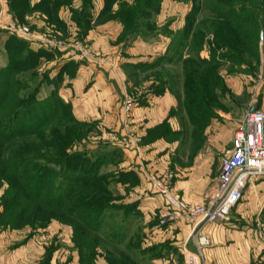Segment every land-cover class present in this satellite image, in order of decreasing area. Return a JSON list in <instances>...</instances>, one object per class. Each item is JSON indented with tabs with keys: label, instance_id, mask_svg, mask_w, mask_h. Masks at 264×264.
<instances>
[{
	"label": "rangeland",
	"instance_id": "1",
	"mask_svg": "<svg viewBox=\"0 0 264 264\" xmlns=\"http://www.w3.org/2000/svg\"><path fill=\"white\" fill-rule=\"evenodd\" d=\"M184 1L189 3L190 10L183 26L176 30H170L163 23L153 24L162 8L161 0H105L104 5L98 0H5L0 3V101L7 98V102L21 105L27 117L34 116L32 121L42 113L51 114L50 107L56 101L61 117H75L79 122L69 124L74 128L75 141L66 152L85 155L59 165L50 164L55 172L47 176L45 187L49 192L61 183L64 188L76 183L94 185L93 189L81 191V201L85 200L92 209L103 205L107 208L106 223L103 221L100 231L89 232V235L83 234V230L76 232L74 220L59 218V212L40 211L36 216L17 222L14 210L6 211L3 204L12 188L10 180L3 179L0 182V260L4 264H111L108 257L128 254L124 248L130 245L129 260L115 259L112 264H136V261L150 264L151 258L163 254L168 244L149 241L141 244L143 236L136 233L140 229L134 224L140 216L138 190L143 182L163 196L170 211L154 179L165 182L183 200L201 203L185 199L175 184L191 179L196 181L197 188L201 183L205 197L246 113L255 103H264V12L255 10L261 26L258 55L250 57L248 50L243 49L241 57L233 47L234 30L219 32L226 33L225 36L216 34L217 27L220 29L219 12L232 23L236 18L242 21L248 12L241 11L239 6L241 3L253 5L254 0H229V5L218 4L217 0ZM237 9L238 13L234 12ZM245 21L242 33H248L254 25ZM108 22L123 26L121 32L112 37L111 45L116 49L114 54L119 57L128 81V95L122 102L121 113L126 134L123 137L112 135V138L110 129L100 122L77 118L68 97L61 93L68 87L63 70H68L71 76L74 65L70 61L62 62L61 69L54 68L62 59L57 49L68 50L74 46L78 48H72L76 52L83 49L99 58L94 43L105 35L97 29ZM24 28L27 31L22 35ZM138 39L160 41L161 47L148 54L144 50H132L133 42ZM246 46L250 48L251 44ZM27 51L33 52L31 57H36L25 60L30 54ZM140 58L150 59L151 64L143 69L129 64ZM151 94L160 97L168 94L170 110L158 119L153 118L144 131L132 132L131 113L135 106L148 104ZM127 101L132 102L128 111ZM7 109L2 106L0 114ZM25 138L30 142L37 139L33 133ZM153 142L159 144L152 157ZM26 155L28 150L20 154ZM132 156L134 159L130 160ZM36 171L31 170V173ZM81 173H96V176L94 180L82 179L78 176ZM20 188L24 192V186ZM196 188L193 190L197 191ZM18 201L23 202L21 198ZM36 204L33 202L32 209L38 206ZM202 234L210 240L207 234ZM111 236L122 241L107 244L105 238ZM190 239L195 249H184L183 264L188 251H197L194 239L191 236ZM93 244L98 246L94 248ZM207 246L202 248V264ZM263 252L264 248L262 258ZM91 253L92 262L82 259L83 254Z\"/></svg>",
	"mask_w": 264,
	"mask_h": 264
},
{
	"label": "crops",
	"instance_id": "2",
	"mask_svg": "<svg viewBox=\"0 0 264 264\" xmlns=\"http://www.w3.org/2000/svg\"><path fill=\"white\" fill-rule=\"evenodd\" d=\"M2 1L5 0H0V3ZM98 3L104 5L105 0H98ZM188 5L189 3L184 0H161L162 8L156 19H153V24L163 23L170 30L182 27L190 10ZM122 28L123 26L118 22H108L98 27L97 30L102 31L105 35V38L98 39L94 43L93 48L96 55L100 54L99 58L93 57L83 49L76 52L72 49L74 47L72 45L73 47L68 50L57 49L62 59L59 63L55 61L54 65L55 69H61L62 62L70 61L74 65V73L71 76L68 74V70H63L62 76L68 87L64 85L61 93L68 97L77 118L100 122L110 129L109 136L111 138L112 135L123 137L125 133L122 128L121 113L123 112L122 102L128 95V81L118 62L119 57L114 54L116 49L111 45L112 37L118 35ZM160 43V41L138 39L133 42L131 49L144 50L146 54L153 53V51L159 50ZM80 52L82 53L80 54ZM129 64L143 69L150 65L151 61L140 58L129 61ZM148 101L145 106L134 107L131 113V129L134 126L132 132L135 130L144 131L145 126L150 124L149 122H152L153 118L158 119L160 115L170 110L171 101L168 94H165L164 97L151 94ZM260 108L264 111L263 102L258 103V109ZM153 143V147H149L152 157L156 153L155 146L159 144L158 142ZM133 159V156L130 157V160ZM154 163L156 162L154 161ZM219 172L208 192L206 191L205 197L202 196L201 183L198 184L197 189L196 181L191 179L177 181L175 188L182 190L183 197L188 201L207 204L214 193ZM142 180H144L143 177ZM193 188H196L197 191ZM138 193H140L138 195L140 202L137 212L140 216L134 220V224L140 227L139 232L136 233H141L143 236L140 240L141 244L145 245L146 241L168 244L165 250H162L163 254L151 258L150 264H183L184 249L186 247L195 249V244L190 239L192 224L185 218L172 213L165 204L163 196L150 190L148 183L143 182ZM263 231L264 177H261L248 184L241 202L233 208L225 220L207 224L202 228V233L207 234L210 238V244L204 249V264H262ZM0 264H4L3 261L0 260Z\"/></svg>",
	"mask_w": 264,
	"mask_h": 264
},
{
	"label": "trees",
	"instance_id": "3",
	"mask_svg": "<svg viewBox=\"0 0 264 264\" xmlns=\"http://www.w3.org/2000/svg\"><path fill=\"white\" fill-rule=\"evenodd\" d=\"M253 5H248L247 3H241L239 8L241 11H247V18H245L244 23L238 18L234 19L232 23L229 17L224 15L221 11L219 14L221 18L219 19L220 29H216V34L218 36H225L226 33L219 34V32H226L228 30H234L233 40L234 48L238 49L239 56L243 57L244 50H248L250 57L257 56L259 53V34L261 26L257 23L259 21L258 15L255 10L264 12V0H254ZM218 4L229 5L231 4L229 0H217ZM216 7V6H215ZM212 7V10H216ZM220 11V10H219ZM238 9L234 12L238 13ZM250 12V13H249ZM256 15H254V14ZM252 14V15H251ZM253 22L251 29L248 33H242L241 27L246 23ZM20 43H25L22 40H18ZM251 44L248 48L246 45ZM222 46V45H221ZM225 46V45H224ZM244 49V50H243ZM24 59L31 57L33 52ZM247 53V54H248ZM35 54V53H34ZM36 57H31L34 59ZM7 98L0 101V108H8L4 113L0 114V182L3 179L10 180L12 188L8 190V195L4 197L3 204L6 207V211H13L15 214V219L20 222L22 218H27L29 216H36L37 212L43 211L46 214L50 212H59V218L65 219L71 218L74 220L76 232L83 230V234L89 235L90 233H97L101 229L103 221H105V211L106 207H100V209H92L89 205L84 203L85 200L81 201L82 193L81 191L87 189L95 188L94 185L87 184H74L68 185L64 188L63 183L59 186H55L53 189L48 190L47 186L49 174L54 173V169L49 167L50 164L59 165L62 162L68 160H74L75 158H80L85 155L80 154H68L66 150L72 148V142L75 141V136L72 130L74 129L71 122L78 123L75 117H61L57 112L59 105L57 101L54 102L53 106L50 107L51 114L42 113L35 121L34 116H26V111L23 110L21 105L18 106L17 103H9L6 101ZM20 103V102H19ZM59 103V101H58ZM45 104V103H44ZM49 106V105H47ZM49 108V107H48ZM42 121V124H41ZM63 122H65L63 124ZM68 124V126L66 125ZM33 133L37 137L30 142L25 138L27 134ZM72 135L74 137H72ZM17 138H20L19 140ZM23 150H28V155L20 156ZM31 170H37L35 173H31ZM82 179H93L96 173H81L78 175ZM94 180V179H93ZM19 186H24V192H21L22 188L18 189ZM103 190V188H100ZM21 198L23 202H19L18 199ZM33 202H35V209H32ZM45 210V211H44ZM89 210L93 211L90 215ZM35 211V212H33ZM49 212V213H47ZM69 216V217H68ZM77 221V222H76ZM119 234H116L118 236ZM107 244L116 245L122 241V238L108 237L105 238ZM96 239L95 242H97ZM100 244V242L98 243ZM98 244H93L94 248ZM132 246H127L124 248L125 253L131 252ZM92 254L85 256L82 255V259H88L92 262ZM120 255V253H118ZM123 254L118 256L113 254L108 257L109 262L119 260L121 262H127L129 260V255ZM136 264H139L136 261Z\"/></svg>",
	"mask_w": 264,
	"mask_h": 264
},
{
	"label": "built area",
	"instance_id": "4",
	"mask_svg": "<svg viewBox=\"0 0 264 264\" xmlns=\"http://www.w3.org/2000/svg\"><path fill=\"white\" fill-rule=\"evenodd\" d=\"M21 31L22 35L26 34L27 28ZM131 106L132 102L127 101L126 110ZM261 177H264V111L256 109L252 113L248 111L236 129L209 203L187 202L174 194L165 182L154 179L155 187L166 198L171 212L192 223L190 236L196 243L197 251L187 252L185 264H202V248L210 244L208 237L202 234V228L225 220L243 198L248 184Z\"/></svg>",
	"mask_w": 264,
	"mask_h": 264
},
{
	"label": "water",
	"instance_id": "5",
	"mask_svg": "<svg viewBox=\"0 0 264 264\" xmlns=\"http://www.w3.org/2000/svg\"><path fill=\"white\" fill-rule=\"evenodd\" d=\"M261 38H262V31H261ZM256 109H258V103H255L250 109L249 112L252 113L254 112Z\"/></svg>",
	"mask_w": 264,
	"mask_h": 264
}]
</instances>
